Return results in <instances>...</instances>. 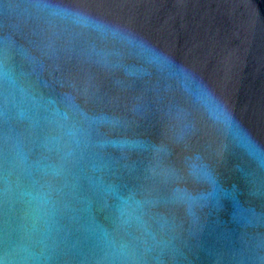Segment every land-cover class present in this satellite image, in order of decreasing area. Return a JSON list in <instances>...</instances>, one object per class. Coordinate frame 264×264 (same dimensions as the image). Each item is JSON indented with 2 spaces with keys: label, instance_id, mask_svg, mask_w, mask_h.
Returning <instances> with one entry per match:
<instances>
[{
  "label": "water",
  "instance_id": "95a60500",
  "mask_svg": "<svg viewBox=\"0 0 264 264\" xmlns=\"http://www.w3.org/2000/svg\"><path fill=\"white\" fill-rule=\"evenodd\" d=\"M0 264H264V0H0Z\"/></svg>",
  "mask_w": 264,
  "mask_h": 264
},
{
  "label": "clouds",
  "instance_id": "9594fccd",
  "mask_svg": "<svg viewBox=\"0 0 264 264\" xmlns=\"http://www.w3.org/2000/svg\"><path fill=\"white\" fill-rule=\"evenodd\" d=\"M220 114L223 116V121H224L225 123H227V121H228V117H227L226 112H224V111L221 109V110H220Z\"/></svg>",
  "mask_w": 264,
  "mask_h": 264
}]
</instances>
